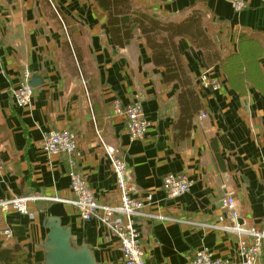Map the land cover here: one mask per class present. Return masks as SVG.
<instances>
[{
	"label": "crops",
	"instance_id": "obj_1",
	"mask_svg": "<svg viewBox=\"0 0 264 264\" xmlns=\"http://www.w3.org/2000/svg\"><path fill=\"white\" fill-rule=\"evenodd\" d=\"M131 2L156 19L177 23L194 8L208 9L217 28L208 31L218 33L225 55L237 52L240 35H264L262 0H249L240 13L230 0ZM101 14L94 0H0V197L73 199L69 172L74 162L99 203L117 204L116 180L99 135L121 152L131 172L133 196H152L143 210L147 216L137 219L147 264H192L201 248L240 264L239 242L250 238L228 228H259L264 218V86H249L240 94L220 64L209 66L201 50L178 38L202 109L192 119L190 136L175 139L181 87L164 82V69L154 66L139 31L125 48L114 46ZM259 65L264 78V56ZM25 70L43 83L34 88L31 105L21 109L15 91ZM206 70L221 83L219 90L200 87ZM138 93L150 127L144 140L132 142L124 117L115 115L112 106L115 101L127 106ZM63 129L77 135L75 156L50 155L44 149V136ZM170 174L187 177L189 193L169 199L163 182ZM230 193L237 220L223 204ZM30 211L26 216L13 210L4 214L0 254L18 246L33 264H43L40 244L48 233V213L71 228L76 245L88 243L99 264H123L117 239L97 220L83 221L62 202L32 203ZM7 229L11 238L4 234Z\"/></svg>",
	"mask_w": 264,
	"mask_h": 264
},
{
	"label": "built area",
	"instance_id": "obj_2",
	"mask_svg": "<svg viewBox=\"0 0 264 264\" xmlns=\"http://www.w3.org/2000/svg\"><path fill=\"white\" fill-rule=\"evenodd\" d=\"M249 0H230L231 6L236 13L244 11ZM264 2V0H262ZM31 72L25 70L17 90L15 91V102L18 108L25 109L31 105L34 88L29 84ZM200 87L204 90L217 91L221 88L218 79L211 76L210 70L202 72L200 76ZM143 95L136 94L132 102L123 106L120 101H115L112 110L115 115L124 117L125 128L130 141H142L148 134L150 124L146 118L143 107ZM203 113L201 118H206ZM99 141L110 161L112 171L116 180L118 191L117 204H101L94 192L89 187L86 178L80 173L75 163L69 172L73 199H62L46 195H30L21 197H0V221L8 211H16L26 216L30 215V205L37 202H62L73 207L83 221L97 220L104 228L107 235L117 239L119 249L122 253L123 264H147L145 251L141 243V234L137 227V219L147 216L143 210L146 204L152 202V196L147 195L144 200L133 196L135 187L132 182L131 172L121 152L107 145L99 136ZM44 149L50 155L78 154V138L72 129L53 130L44 136ZM2 167H0V172ZM164 188L169 199H178L189 193L192 182L183 175L170 174L164 178ZM225 209L232 220H237L240 215L237 209L234 194L226 195L223 200ZM159 220H165L161 216H152ZM233 232L246 235L250 240L241 239L239 242L240 264H261L260 256L264 245V218L261 227L253 229H242L238 226L228 228ZM7 238L12 237L10 230H5ZM192 264H232L228 258H216L208 248H201L195 252L191 260Z\"/></svg>",
	"mask_w": 264,
	"mask_h": 264
},
{
	"label": "trees",
	"instance_id": "obj_3",
	"mask_svg": "<svg viewBox=\"0 0 264 264\" xmlns=\"http://www.w3.org/2000/svg\"><path fill=\"white\" fill-rule=\"evenodd\" d=\"M98 11L106 16L109 35L114 46L125 48L139 31L152 51L154 66L164 69V82L178 84L180 114L174 125L175 139L190 136L192 119L202 109L186 63L178 49V38L188 39L201 50L209 66L220 64L228 83L240 94L249 86H264L263 73L259 65L264 56V35L257 33L239 36L238 50L225 55L219 50V39L210 34L208 9L194 8L181 22L156 19L150 14L135 9L131 0H94ZM4 131L0 125V132ZM4 264H33L18 246L0 254Z\"/></svg>",
	"mask_w": 264,
	"mask_h": 264
},
{
	"label": "water",
	"instance_id": "obj_4",
	"mask_svg": "<svg viewBox=\"0 0 264 264\" xmlns=\"http://www.w3.org/2000/svg\"><path fill=\"white\" fill-rule=\"evenodd\" d=\"M42 83L38 75L29 80L32 88ZM44 227L48 233L40 244L44 254L43 264H99L88 243H74L71 228L63 226L60 217L45 213Z\"/></svg>",
	"mask_w": 264,
	"mask_h": 264
},
{
	"label": "rangeland",
	"instance_id": "obj_5",
	"mask_svg": "<svg viewBox=\"0 0 264 264\" xmlns=\"http://www.w3.org/2000/svg\"><path fill=\"white\" fill-rule=\"evenodd\" d=\"M208 19L210 20L209 21V28H213L215 31L217 30V28H216V24L214 23V20H213V18L210 16V14H208ZM214 34L217 36L216 38L217 39H219V43H222V41H220L221 40V38L218 36V33H215L214 32Z\"/></svg>",
	"mask_w": 264,
	"mask_h": 264
}]
</instances>
